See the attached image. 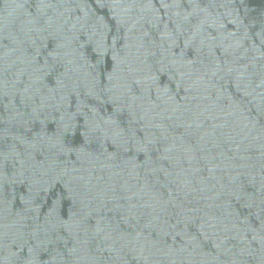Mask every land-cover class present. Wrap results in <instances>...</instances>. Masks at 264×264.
Instances as JSON below:
<instances>
[{"label": "water", "instance_id": "95a60500", "mask_svg": "<svg viewBox=\"0 0 264 264\" xmlns=\"http://www.w3.org/2000/svg\"><path fill=\"white\" fill-rule=\"evenodd\" d=\"M0 264H264V0H0Z\"/></svg>", "mask_w": 264, "mask_h": 264}]
</instances>
